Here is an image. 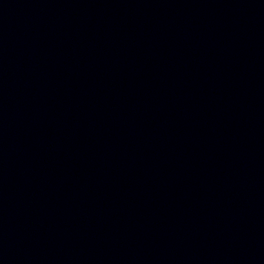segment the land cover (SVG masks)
Returning <instances> with one entry per match:
<instances>
[{
    "label": "water",
    "instance_id": "obj_1",
    "mask_svg": "<svg viewBox=\"0 0 264 264\" xmlns=\"http://www.w3.org/2000/svg\"><path fill=\"white\" fill-rule=\"evenodd\" d=\"M0 264H264V0H0Z\"/></svg>",
    "mask_w": 264,
    "mask_h": 264
}]
</instances>
